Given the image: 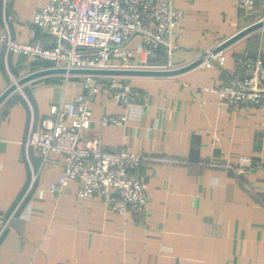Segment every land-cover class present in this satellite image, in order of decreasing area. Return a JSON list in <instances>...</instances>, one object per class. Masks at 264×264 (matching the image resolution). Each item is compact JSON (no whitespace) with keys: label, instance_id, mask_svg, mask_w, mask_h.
Segmentation results:
<instances>
[{"label":"crops","instance_id":"obj_1","mask_svg":"<svg viewBox=\"0 0 264 264\" xmlns=\"http://www.w3.org/2000/svg\"><path fill=\"white\" fill-rule=\"evenodd\" d=\"M46 1L0 0V24L11 13V36L32 41L38 37H32L33 15ZM171 5L181 11L180 25L168 37L171 66L190 62L264 16L261 2L251 10L236 0ZM243 54L264 57V26L223 48V64L211 59L209 66L177 75L127 76L145 98L118 103L100 90L90 103L89 129L101 134L105 149L146 155L139 168L147 184L145 220L130 208L111 210L100 197H78L76 181L52 195L49 185L62 173V156L50 153L43 160L24 144L52 104L83 90L82 74L48 73L11 91L0 103V264H264V171L239 175L227 165L244 155L264 162V112L234 109L214 90ZM51 66L0 47V93ZM103 114L126 119L103 125Z\"/></svg>","mask_w":264,"mask_h":264},{"label":"built area","instance_id":"obj_2","mask_svg":"<svg viewBox=\"0 0 264 264\" xmlns=\"http://www.w3.org/2000/svg\"><path fill=\"white\" fill-rule=\"evenodd\" d=\"M171 1L47 0L32 18V37H38L27 42L13 38L8 27L13 15L9 13L0 24V47L49 61L51 67L171 68L168 37L181 19L180 9ZM236 1L244 10H251L258 2L264 7V0ZM220 54L208 48L200 55L203 61L199 66H209L211 59L223 64ZM109 56L116 60L109 62ZM82 75L83 90L69 102L52 104L40 127L28 131L24 144L43 160L50 153L62 156V173L49 185L52 195H60L68 181H76L78 197H100L111 210L124 213L130 208L145 220L147 184L140 178L139 168L146 155L125 147L105 149L101 134L89 129L90 103L100 90L106 92L108 100L126 104L145 95L126 75ZM214 90L220 101L234 109L264 112V57L237 56L232 76L215 84ZM125 119V114H103L100 121L103 125L121 124ZM227 165L239 175L246 169L264 171V162L245 155ZM252 192L261 200L255 190Z\"/></svg>","mask_w":264,"mask_h":264},{"label":"water","instance_id":"obj_3","mask_svg":"<svg viewBox=\"0 0 264 264\" xmlns=\"http://www.w3.org/2000/svg\"><path fill=\"white\" fill-rule=\"evenodd\" d=\"M264 26V18L257 19L241 29L237 30L227 38L221 40L213 47V52L221 51L226 46L230 45L240 37L245 34L253 31L257 28ZM203 61V57L198 56L191 60L190 62L174 66L171 68H65V67H47L42 68L31 73H28L21 78L17 79L15 82L9 84L1 93H0V103L1 101L18 85H21L25 81L32 79L37 76L45 75L48 73H93V74H108V75H126V76H172L183 73L187 70H190L198 66Z\"/></svg>","mask_w":264,"mask_h":264}]
</instances>
